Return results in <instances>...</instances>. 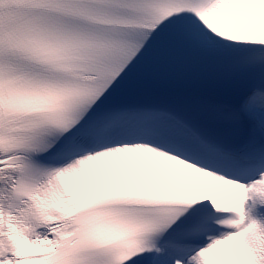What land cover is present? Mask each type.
<instances>
[{"label":"snow or ice","instance_id":"6c2138e0","mask_svg":"<svg viewBox=\"0 0 264 264\" xmlns=\"http://www.w3.org/2000/svg\"><path fill=\"white\" fill-rule=\"evenodd\" d=\"M0 264H264V0H0Z\"/></svg>","mask_w":264,"mask_h":264}]
</instances>
